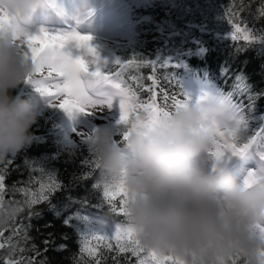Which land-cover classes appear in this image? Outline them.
<instances>
[{
    "label": "trees",
    "instance_id": "obj_1",
    "mask_svg": "<svg viewBox=\"0 0 264 264\" xmlns=\"http://www.w3.org/2000/svg\"><path fill=\"white\" fill-rule=\"evenodd\" d=\"M120 1L126 7L124 20L131 38L126 44H99L96 52L110 56V61L101 62L106 66L103 70L121 73L138 101L150 103L155 94L158 106L173 110L174 101L185 99L182 80L201 75L239 109L247 121L246 137L264 128V45L257 41L264 37V0ZM235 25L247 31L238 35ZM116 60L126 64L118 65ZM13 95L35 98L39 118L31 129L32 144L0 162V174L5 176L0 191V243L4 244L0 264L9 258L24 264H137L130 253L118 254L113 241L111 251L105 247L109 241H99L95 256L81 252L79 217L121 223L125 218L110 211L102 188L93 187L104 183L98 170L83 178L89 168L81 161L93 158L87 146L81 139L72 144L60 139L61 109L32 84L22 82ZM109 128L120 139L117 122ZM47 173L63 187L49 192ZM43 196L47 199L29 205Z\"/></svg>",
    "mask_w": 264,
    "mask_h": 264
},
{
    "label": "clouds",
    "instance_id": "obj_2",
    "mask_svg": "<svg viewBox=\"0 0 264 264\" xmlns=\"http://www.w3.org/2000/svg\"><path fill=\"white\" fill-rule=\"evenodd\" d=\"M46 0H0V15L26 29ZM13 32L0 29V162L29 147L35 98L13 92L34 71ZM227 102L141 111L119 126L84 131L101 180L122 186L124 213L142 247L184 264H264V183L246 187L224 160L209 155L217 129L233 122ZM127 137L122 139L123 133Z\"/></svg>",
    "mask_w": 264,
    "mask_h": 264
},
{
    "label": "snow or ice",
    "instance_id": "obj_3",
    "mask_svg": "<svg viewBox=\"0 0 264 264\" xmlns=\"http://www.w3.org/2000/svg\"><path fill=\"white\" fill-rule=\"evenodd\" d=\"M77 23H80L79 19H77ZM5 26L12 30L13 40L19 41L20 46L25 49L23 53L25 59L30 60L33 64L34 71L30 77L25 79L24 83L32 84L38 92L49 98L51 104L62 109L71 119L75 120L78 114H103L105 107L109 112L114 108H118L119 119L117 124L120 126L126 125L132 114L138 113L139 110L157 115L168 111L156 104L155 94L149 98L150 103L142 104L138 101L135 93L124 85L120 78L121 73L111 74L104 71L103 69L106 66L100 64L96 49L89 43L92 39L90 35L81 34L75 29L62 34H51L41 29L37 34H33L18 25H14L9 17L0 15V29ZM234 27L237 33L241 31L240 25ZM235 38H237L236 34L233 33V39ZM244 39L247 40L249 37L245 35ZM73 42H75L77 48L86 50V56L91 54L93 59L89 61L85 59V56H73L71 51L68 50V46ZM115 63L118 65L126 64V62H120L119 60H116ZM90 64L96 65L94 70H90ZM240 80L241 78L237 77V82ZM164 98L165 100L169 99L166 93ZM57 100L60 102L58 104L54 103ZM184 104L185 102L174 101L173 107L178 108ZM73 131L75 132L76 129L74 128ZM247 131L245 118L234 114L231 125L216 130V138L209 150V155L217 162L223 160L226 156L254 155L258 167L248 171L243 180L246 187L264 183V128H261L251 137L245 136ZM77 135L80 136L83 144L87 146L89 136L85 132H77ZM126 137L127 133L125 132L122 139ZM72 147L75 148V145ZM25 163L28 164L29 162L25 161ZM81 164L89 168V171L84 173V179L90 178L93 172L98 170L94 158H84ZM39 171L41 173L45 172L42 167L39 168ZM47 174L49 177V192H55L63 187L55 180L52 173ZM4 180L5 176L0 174V191L4 188ZM93 187L102 188L103 200L109 205L110 211L125 218L126 193L122 186L97 182ZM40 199H47V196L33 199L29 201V205L39 203ZM117 200L119 201L118 205ZM16 211H19V209ZM260 228L261 231H264V225H261ZM90 240L109 241L105 245L109 251L114 247L111 243L114 240L116 242V252L118 254L130 253L131 256L136 258L137 264H184L175 256L162 255L155 250L142 247L136 237L135 229L126 219L122 223H115L111 234L93 232L81 236V252H87L89 256H95L99 250L94 251L89 248ZM47 243L48 241H45V244ZM3 247L4 244L0 243V248ZM60 247L63 248L64 246L61 245ZM238 261L239 258L237 257L234 259L233 264H237ZM4 264H24V262L9 258L4 261ZM29 264H31V261H29Z\"/></svg>",
    "mask_w": 264,
    "mask_h": 264
},
{
    "label": "rangeland",
    "instance_id": "obj_4",
    "mask_svg": "<svg viewBox=\"0 0 264 264\" xmlns=\"http://www.w3.org/2000/svg\"><path fill=\"white\" fill-rule=\"evenodd\" d=\"M132 1V0H131ZM136 3H143L145 0H135ZM135 3V2H134ZM119 4V0H46V6L43 9L38 10L33 22L28 26L27 30L33 34H37L41 29L48 31L51 34H62L67 31L75 29L81 34L90 35L92 37L89 42L90 45L96 49L99 44L110 45L115 43L126 44L131 34L129 29L126 28V22H120V19L113 13V9ZM61 12L63 13L61 15ZM112 17V18H111ZM79 19L80 23H77ZM244 31V32H243ZM238 32V35H243L246 31L243 29ZM233 33H235L233 31ZM236 34V33H235ZM257 41L264 45V37L258 38ZM68 50L71 51L73 56L81 55L85 56V59L91 61L93 57L85 55L86 50L77 48L75 42L68 46ZM100 58V64L104 60L109 59L110 56H102L97 53ZM106 54V53H104ZM96 65L90 64V70H94ZM186 88L188 92V101L185 104H196V103H208L209 101L227 102L233 114L236 109L225 99H213L214 93L208 94L204 85L200 81L191 82L186 81ZM44 99L50 103L47 96ZM60 101H54L59 103ZM99 111V109H97ZM103 114L85 115L78 114L75 120L71 119L67 113L61 109V122L63 129L59 133V137L65 144H72L80 141V136L77 132L91 131L93 125L97 127L100 124H106L110 127V124H114L119 119L118 108H114L112 111H108L105 107ZM76 129L74 132L73 129ZM112 128V127H111ZM115 129V128H114ZM71 142V143H70ZM233 156H226L223 160L227 164L230 163ZM232 164L235 160L232 159ZM258 164L256 165V167ZM243 165L240 164L237 168H232V172L238 180L243 181L249 171V166L246 168V172L242 173ZM236 171V172H234ZM79 231L80 235L91 234L93 232H104L111 234L114 230V224L104 221L99 218H84L79 217ZM99 242L96 240L89 241V248L94 250L95 244ZM114 243H116L113 240Z\"/></svg>",
    "mask_w": 264,
    "mask_h": 264
}]
</instances>
